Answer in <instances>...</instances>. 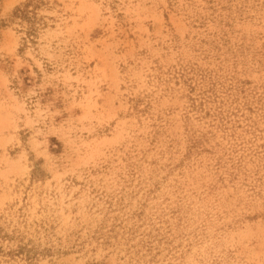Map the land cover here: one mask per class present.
I'll return each instance as SVG.
<instances>
[{"label": "rangeland", "instance_id": "obj_1", "mask_svg": "<svg viewBox=\"0 0 264 264\" xmlns=\"http://www.w3.org/2000/svg\"><path fill=\"white\" fill-rule=\"evenodd\" d=\"M29 1L0 0V264H264V0Z\"/></svg>", "mask_w": 264, "mask_h": 264}, {"label": "trees", "instance_id": "obj_2", "mask_svg": "<svg viewBox=\"0 0 264 264\" xmlns=\"http://www.w3.org/2000/svg\"><path fill=\"white\" fill-rule=\"evenodd\" d=\"M45 0H30L28 4L24 5L21 8H17L14 12V17L22 21L33 22L36 18L34 11L41 6ZM33 7V11H30V8Z\"/></svg>", "mask_w": 264, "mask_h": 264}]
</instances>
